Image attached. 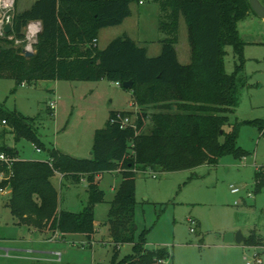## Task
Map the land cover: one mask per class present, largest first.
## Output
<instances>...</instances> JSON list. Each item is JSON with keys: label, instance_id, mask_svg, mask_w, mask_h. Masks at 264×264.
<instances>
[{"label": "trees", "instance_id": "obj_1", "mask_svg": "<svg viewBox=\"0 0 264 264\" xmlns=\"http://www.w3.org/2000/svg\"><path fill=\"white\" fill-rule=\"evenodd\" d=\"M152 1L159 6V31L165 35L157 57H149L147 48L138 46L127 35L112 40L103 50L97 45L101 30L121 25L130 17L131 6L142 0H36L29 9H16L12 31L0 37V79L13 80L14 92L40 81L105 80L121 88L133 82L129 90L133 106L140 108L133 125L122 129L119 122L112 123L117 112H111L105 126L94 134L90 159L46 148L34 128L40 116L28 118L0 109V119L10 126L16 142L26 139L50 154L45 162L24 161L19 160L15 149L0 147V153L18 158L12 168L8 207L19 222L43 224L61 236L83 235L92 241L95 208L105 202L106 196L98 177L110 172L121 175L105 225L114 244H132L133 251L120 260L114 254L110 264H160L172 257L165 248L146 250L147 230L136 238L138 174L217 166L229 155L245 158L248 152L238 145L244 125L257 127L264 136L263 121L231 123L244 85L241 73L245 43L238 24L255 14L250 0ZM260 2L264 6V0ZM181 16L186 20L191 46L188 65L180 63L176 50ZM33 22L41 24V31L33 54L27 56L14 46V41L24 40L25 29ZM227 47L234 49L240 61L232 74L225 70ZM151 107L156 111L149 113ZM119 113L133 116L129 111ZM147 121L151 127L145 132ZM56 173L78 184L85 180L88 199L81 212L59 209V193L52 184ZM255 179L258 193L264 187L262 169ZM260 242L253 235L245 244L257 247Z\"/></svg>", "mask_w": 264, "mask_h": 264}, {"label": "rangeland", "instance_id": "obj_2", "mask_svg": "<svg viewBox=\"0 0 264 264\" xmlns=\"http://www.w3.org/2000/svg\"><path fill=\"white\" fill-rule=\"evenodd\" d=\"M33 1L36 0H16L17 11L29 7ZM159 15V6L152 0L133 4L130 17L121 25L101 30L99 49L103 50L112 40L127 35L138 46L147 48L149 57L159 56L160 41L165 37L159 31ZM238 30L245 43V64L241 73L244 85L239 91L240 102L235 114L231 115V123L264 122V19L252 13L239 22ZM25 35L24 40L14 41V46L33 53L37 37L27 38V29ZM176 50L180 63L188 65L191 46L183 16ZM226 50L225 70L232 74L240 61L232 47ZM15 86L13 80L0 79V109L28 118L40 116L34 125L40 141L46 148H55L76 158H90L94 133L105 126L111 112L130 111L135 118L140 110L133 106L131 91L105 80L40 81L31 86H20L14 92ZM55 88L56 96L50 91ZM52 101L56 102L54 115L50 114L47 105ZM148 111L152 113L156 109L151 107ZM150 127L151 122L147 121L145 132ZM238 145L248 152L245 158L229 155L221 158L217 166L206 164L174 173L148 171L136 177V238L147 230L145 247L148 251L167 249L172 257L163 264H247L254 262L256 254L264 264V187L258 193L255 191V174L260 169L264 171V136L257 127L244 125ZM3 146L15 149L20 160H49L48 153L38 150L30 141L16 142L10 126L3 125L0 119V147ZM121 182L119 173L104 176L100 189L105 192V202L95 208L98 233L92 241L83 235H70L69 241L64 242L65 250L39 243V237L31 244L23 242L22 237L28 239L29 233L19 227V220L11 214L7 207L8 197L0 195V264H51L48 260L57 261L59 255L61 264H110L115 250H118L115 252L118 260L130 255L133 245L114 244L113 239L109 240L111 233L105 225L110 203ZM53 183L59 193L60 210L79 213L84 209L88 199L85 185L77 187L67 181L62 185L59 176ZM232 187L239 189V193H232ZM191 221L197 225L193 226ZM23 224L43 231L48 228L38 223ZM192 228L194 232H191ZM237 232L246 239L257 236L260 245L225 243L227 234ZM29 248L42 251L53 248L56 254L14 251Z\"/></svg>", "mask_w": 264, "mask_h": 264}, {"label": "built area", "instance_id": "obj_3", "mask_svg": "<svg viewBox=\"0 0 264 264\" xmlns=\"http://www.w3.org/2000/svg\"><path fill=\"white\" fill-rule=\"evenodd\" d=\"M142 4V2L140 3ZM16 12V0H0V37L5 38L8 34L5 33V26L7 24L12 25L13 29V18ZM27 29V38L32 39L37 37L38 33L41 31V24L39 22H33L28 25ZM9 39H13V37H9ZM29 51V50H28ZM24 53H28L27 51ZM24 86V85H23ZM49 108L52 111L56 109V102L52 101L49 103ZM116 120H113L112 123L115 121L119 122L122 129L126 128L127 126L133 125V118L128 116H122L119 112H117ZM4 125L6 124L5 121L2 122ZM18 161V158L7 154V153H0V167L2 170L0 171V195H8L11 194L12 190L10 188V181L13 175V166L15 162ZM155 177V175H154ZM5 184V185H4ZM232 193L237 194L239 193V189L231 188ZM193 226H196L197 223L191 221ZM194 228L191 229V232H194ZM161 262L160 264H163ZM247 264H262V260L258 258V255H255V260L253 263L248 262Z\"/></svg>", "mask_w": 264, "mask_h": 264}, {"label": "crops", "instance_id": "obj_4", "mask_svg": "<svg viewBox=\"0 0 264 264\" xmlns=\"http://www.w3.org/2000/svg\"><path fill=\"white\" fill-rule=\"evenodd\" d=\"M35 1H33V3H34ZM33 3H31L30 5H29V7H27V8H24V9H20L19 11H24V10H26V9H29L31 6H32V4ZM98 43H99V39H98ZM98 45V44H97ZM177 54H178V50H177ZM178 59H179V55H178ZM54 82H59V81H54ZM24 86H27V85H24ZM56 87H57V84H56ZM55 96H56V88L55 89H51L50 90ZM48 105V109H50L49 108V104H47ZM50 111H52L51 109H50ZM54 112V111H53ZM130 112V111H129ZM54 115V114H53ZM3 124V123H2ZM4 125V124H3ZM5 125H7V124H5ZM96 132V131H95ZM95 134V133H94ZM15 138V137H14ZM94 142V141H93ZM49 149V148H48ZM54 150H56V151H59L60 153H63V152H61L60 150H58V149H55V148H53ZM93 149V148H92ZM46 151V150H45ZM47 153H48V151H46ZM91 153H92V151H91ZM17 154H18V152H17ZM63 154H66V153H63ZM48 155H49V160H50V154L48 153ZM68 155V154H67ZM74 157V156H73ZM92 157V154H91V156H90V158ZM18 158H19V154H18ZM89 158V159H90ZM79 159H82V158H79ZM20 160V159H19ZM106 174H118V172H110V173H105V174H103V175H100L99 177H98V179L100 180V184H101V182H102V180H103V178H104V176L106 175ZM60 177V182L62 183V185H64V181H67V182H70V183H72V185H74V186H81V185H85V191H86V193H87V197H88V187H87V184H86V182H85V180L84 179H82V181H81V183H74V182H72V180L70 179V178H67V177H64V175H62V174H60V173H56L55 174V176L52 178V184L54 185V183H53V180L56 178V177ZM54 187L56 188V186L54 185ZM3 196V195H2ZM10 196H11V194H8V195H5V197H8V201H9V198H10ZM7 201V202H8ZM98 206V205H97ZM96 206V207H97ZM7 207H8V203H7ZM9 208V207H8ZM10 210V209H9ZM11 212V211H10ZM19 222V221H18ZM18 225H19V227L20 228H25L27 231H28V233H29V238L27 239V238H25V237H22V240H23V242H28V243H32V241H33V239H36L37 237H39V238H41L40 240H38V242L39 243H48V245H50L51 244V247H53V248H55V249H58V248H60V249H62V250H65V248L63 247V245H65L64 244V242L65 243H67V241H69L68 240V238L70 239V235H68V236H61L60 234H59V232H51L48 228H47V230L46 231H43V230H38V229H36V228H34V227H32V226H29V225H27V224H23V223H21L20 224V222L18 223ZM106 227L107 228H109V226H107L106 225ZM95 230H96V232H95V235H96V233H98V231H97V227H96V221H95ZM95 235H94V237H95ZM93 240H94V238H93ZM110 241L112 240V238H111V236H110V239H109ZM34 241H37V240H34ZM33 243H35V242H33ZM29 244V245H30ZM73 244H75V243H73ZM89 246H91L92 247V243H89ZM53 248H50V250H44V251H42V250H36V249H14V251H17V252H23V253H27V252H33V253H35V254H39V255H55L56 254V251H54V250H52ZM146 248V247H145ZM7 250H9V249H7ZM147 250V249H146ZM64 252H66V251H64ZM115 252H118V250H115L114 251V254H115ZM113 254V255H114ZM112 259V258H111ZM120 259H122L121 257H120ZM119 259V260H120ZM61 257H60V255H59V260H57V261H55V260H48V262H51V264H61ZM49 264V263H48Z\"/></svg>", "mask_w": 264, "mask_h": 264}, {"label": "water", "instance_id": "obj_5", "mask_svg": "<svg viewBox=\"0 0 264 264\" xmlns=\"http://www.w3.org/2000/svg\"><path fill=\"white\" fill-rule=\"evenodd\" d=\"M250 5H251V8H252V11L257 16H259V17L264 19V6L260 2V0H250ZM11 31H12V25L11 24H7L5 26V33L9 34ZM25 54L27 56H31L33 53H25ZM123 87L126 90H132L133 82L132 81L126 82V83L123 84ZM246 241H247V239L242 235L241 232L229 233L225 237V243H227V244L236 243L238 245H241V244L245 243Z\"/></svg>", "mask_w": 264, "mask_h": 264}]
</instances>
